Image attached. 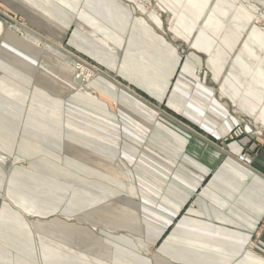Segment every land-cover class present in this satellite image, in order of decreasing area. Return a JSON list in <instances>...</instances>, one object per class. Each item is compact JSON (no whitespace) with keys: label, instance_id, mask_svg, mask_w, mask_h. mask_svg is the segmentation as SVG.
<instances>
[{"label":"crops","instance_id":"0c3cea01","mask_svg":"<svg viewBox=\"0 0 264 264\" xmlns=\"http://www.w3.org/2000/svg\"><path fill=\"white\" fill-rule=\"evenodd\" d=\"M145 1L0 0V264H264V31Z\"/></svg>","mask_w":264,"mask_h":264},{"label":"rangeland","instance_id":"374dc122","mask_svg":"<svg viewBox=\"0 0 264 264\" xmlns=\"http://www.w3.org/2000/svg\"><path fill=\"white\" fill-rule=\"evenodd\" d=\"M215 1H217V2H220L221 1V3L223 2L222 0H209V3L207 5H213V3ZM227 1L231 2L230 5H234V7H237L239 10H241V13L244 16H246V17H248L250 19V25H251V27L254 26V28L257 29L258 32H263L264 31V20L259 18L260 11H263V9H264V3L262 1L261 2L263 4L259 0H254V1H256L258 3V4H256V8L258 9L257 11L256 10H252L251 7H250V5L247 2H244L243 0H227ZM145 5H160V4L156 0H147V1H145ZM155 10H156V12H158L160 14L161 22L164 24L163 27L166 28L165 25L167 24V20L169 19L168 14L165 13V12L160 11L159 7L156 8ZM14 26L15 25H13V28H14ZM15 27L20 28V26H15ZM164 31H165V29H164ZM166 33H168V32H166ZM51 43L54 44V45H56V43H54V42H51ZM176 44L180 45V47H181V44L182 43L180 44V42L177 41ZM59 50L60 49H58V52H59ZM62 55L65 58L66 56L69 55V53L68 52H64ZM67 59H70V58H67ZM73 59H74L73 66L78 71H80L81 68L89 69L90 70V68H88V66H92V67L95 66V67H97L89 59H87V58H85L83 56L77 55ZM91 71L95 72L96 70H93L91 68ZM91 78L92 77H90L89 79H91ZM89 79H87L85 82H82L83 85H84L83 86V89L79 88L81 91H84L87 94H88V91H87L88 90V86H87L88 82L87 81H89ZM207 82L209 83L210 86L213 83L210 79H208ZM215 92H216L215 94H218L217 90ZM93 94L94 93H91V95H93ZM230 110H232L231 109V106H230ZM249 126H250V129L251 130L252 129H255L254 130L255 133L252 136L253 139L255 141H257L259 144H261V145L264 146V126H260V125H257L256 126V125H253V123H251ZM16 161H20V160L17 159Z\"/></svg>","mask_w":264,"mask_h":264},{"label":"bare ground","instance_id":"6f19581e","mask_svg":"<svg viewBox=\"0 0 264 264\" xmlns=\"http://www.w3.org/2000/svg\"><path fill=\"white\" fill-rule=\"evenodd\" d=\"M244 2H247L249 5H250V7H251V9L252 10H258L257 8H256V4H258L256 1H252V0H243ZM260 2L262 1L263 3H264V0H259ZM261 2V3H262ZM262 3V4H263ZM256 13V12H255ZM259 18L260 19H263L264 20V9H263V11H260V16H259ZM262 23V22H261ZM15 27V26H14ZM2 29V24L0 23V30ZM18 32H20L21 34H23L25 37H27V38H29V39H31V40H33L34 42H36V43H41V41H42V39H40V37L39 36H36L34 33H29V31L28 30H25L24 28H17L16 29ZM41 35V34H40ZM44 43V46L46 47V48H48V49H52V50H54L55 52H58V49H60V46H58V45H54V44H52L51 42H49V40H48V43L46 42H43ZM88 68H90V70L89 69H84V68H81V70L80 71H78V70H76L75 68H74V75H73V81H74V83L76 84V86H77V89L78 90H80L79 88H81V89H83V83L82 82H85L87 79H89L90 77H94L95 75H97L99 72V70L97 69V68H95L94 66L92 67V66H88ZM91 68L93 69V70H96L95 72H93V71H91ZM90 81V80H89ZM89 81H87V82H89ZM88 94H87V96L88 97H95V96H90L91 95V93H93L92 92V90H90L89 88H88ZM84 94V93H83ZM18 158L16 157L15 159H12L13 161H16ZM0 161H2L3 163H6V161H9V159L8 158H6V157H4V156H2V155H0Z\"/></svg>","mask_w":264,"mask_h":264}]
</instances>
